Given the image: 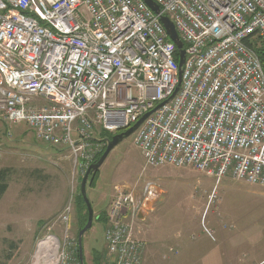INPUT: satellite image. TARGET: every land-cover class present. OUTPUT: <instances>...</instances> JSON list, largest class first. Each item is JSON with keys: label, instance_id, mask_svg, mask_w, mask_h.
<instances>
[{"label": "built area", "instance_id": "obj_1", "mask_svg": "<svg viewBox=\"0 0 264 264\" xmlns=\"http://www.w3.org/2000/svg\"><path fill=\"white\" fill-rule=\"evenodd\" d=\"M152 1L159 15L142 0H0V119L25 123L36 142L85 169L104 145L97 136L124 132L164 103L135 132L145 166L264 188V65L255 53L264 49V0ZM160 16L185 51L174 96L177 49ZM135 204L115 190L109 264H144ZM59 220L55 264H81L69 256V208Z\"/></svg>", "mask_w": 264, "mask_h": 264}, {"label": "rangeland", "instance_id": "obj_2", "mask_svg": "<svg viewBox=\"0 0 264 264\" xmlns=\"http://www.w3.org/2000/svg\"><path fill=\"white\" fill-rule=\"evenodd\" d=\"M135 135L111 151L96 186L86 187L93 223L82 238L84 264H95L96 257L99 264L111 260L103 220L109 197L120 186L141 191L147 185L159 188L162 199L147 217V200L135 204L134 231L144 244V264H264V188L229 175L216 182L191 167L145 166ZM78 166L67 150L36 142L25 123L0 119V264H34L40 242L63 237L59 217L66 208L69 256L79 261L77 236L85 222L79 219L78 196L87 168ZM139 214L142 220L135 218Z\"/></svg>", "mask_w": 264, "mask_h": 264}, {"label": "water", "instance_id": "obj_3", "mask_svg": "<svg viewBox=\"0 0 264 264\" xmlns=\"http://www.w3.org/2000/svg\"><path fill=\"white\" fill-rule=\"evenodd\" d=\"M143 3L147 6V8L155 15H159L160 14V10L159 7L152 1V0H142ZM160 23L162 24L169 40L175 45L176 49H177V55H178V85L175 89V92L173 94V96L177 93L179 86H180V82H181V75H182V70H183V66H184V62H185V51L183 49V43L180 40V38L178 37V34L174 28L173 23L171 22V20L166 17V16H160L159 18ZM170 100V99H169ZM167 100V102L169 101ZM165 102V103H167ZM163 104L157 106L153 111L145 114L141 119H139L132 127H130L129 129H127L124 132H121L119 134H116L110 138H106V139H102V140H98V142L104 144L105 146V150L102 154V156L94 163L90 164L88 166V168L86 169L83 178L81 179V183H80V187H79V192L80 195L83 199V202L86 206L87 209V222L84 226V228H82L79 232H78V236H77V250H78V258L81 264H84L83 261V248H82V238L83 235L91 229L92 227V223H93V209L91 206V203L87 197V191H86V187H87V183L89 181V179L91 177H93V175H95L100 167L103 165V163L105 162L106 158L108 157V155L111 153V151L117 147L120 143H122L124 140H126L127 138H129L130 136H132L137 129L141 126V124L151 115L153 114L156 110H158ZM97 141V140H95ZM138 220H142L143 218L140 216V214L137 216Z\"/></svg>", "mask_w": 264, "mask_h": 264}, {"label": "crops", "instance_id": "obj_4", "mask_svg": "<svg viewBox=\"0 0 264 264\" xmlns=\"http://www.w3.org/2000/svg\"><path fill=\"white\" fill-rule=\"evenodd\" d=\"M98 139V138H97ZM50 148V147H49ZM54 149V148H53ZM58 150V149H56ZM58 151H61V150H58ZM99 173V171H98ZM98 178H99V175H98ZM98 180V179H97ZM97 183V181H96ZM238 183V182H237ZM96 186V185H95ZM148 186V189L147 191H145V188ZM147 186H144L143 189L141 191H136L135 189L131 188V187H125L123 186L126 190H133V192L136 194L135 196V200H136V207L138 206V204H141V202L147 200L148 202V205L147 207L143 210L146 214L145 217L148 216V214L153 211L154 209V206L162 199V196H161V191L159 188L153 186V185H147ZM239 186H240V183H239ZM94 188V187H93ZM140 200V201H139ZM109 204L107 206V209L105 210V212L107 213V211L109 210V207L111 205V202H112V196L109 197ZM106 213H104V217L106 216ZM136 217V215H135ZM127 220H129V215L127 216L126 218ZM137 219V217H136ZM134 234H135V237L138 239V235H139V232L138 230H135L134 231ZM139 240V239H138ZM140 241V240H139ZM143 243V242H142ZM144 246V244H143ZM108 256V255H107ZM110 260V259H109ZM110 262V261H109ZM109 262L107 264H109Z\"/></svg>", "mask_w": 264, "mask_h": 264}, {"label": "trees", "instance_id": "obj_5", "mask_svg": "<svg viewBox=\"0 0 264 264\" xmlns=\"http://www.w3.org/2000/svg\"><path fill=\"white\" fill-rule=\"evenodd\" d=\"M255 53L258 55L259 59L261 60V62L264 65V49L263 48H257V49H255ZM109 137L110 136H108V135L100 134L98 136V139L102 140V139H106V138H109ZM104 150H105V146L102 149V151L99 153L98 157H96V159L92 163L96 162L102 156ZM97 179H98V172L95 175H93V177H91L89 179L88 184H87V187L92 188L96 184ZM78 206H79V212H78V214L80 215V218L79 219H80V221H83V223L85 222V224H86V222H87V209H86V206H85V204L83 202V199H82V197L80 195V192H79V196H78ZM83 212H84V216L82 215ZM98 220H100V218H98ZM101 220H102V218H101ZM103 220H105V218H103ZM84 226L82 228H84ZM95 260H96L95 261V264H99V261H98V258L97 257H96Z\"/></svg>", "mask_w": 264, "mask_h": 264}, {"label": "bare ground", "instance_id": "obj_6", "mask_svg": "<svg viewBox=\"0 0 264 264\" xmlns=\"http://www.w3.org/2000/svg\"><path fill=\"white\" fill-rule=\"evenodd\" d=\"M142 118V117H141ZM140 118V119H141ZM129 129V128H128ZM96 140V139H94ZM39 248L37 249V252L35 254V261L37 262L38 259L41 257L45 258L44 262L46 264H55V258H56V242L55 239L52 237L47 238L45 241L39 243ZM34 261V264H35Z\"/></svg>", "mask_w": 264, "mask_h": 264}]
</instances>
